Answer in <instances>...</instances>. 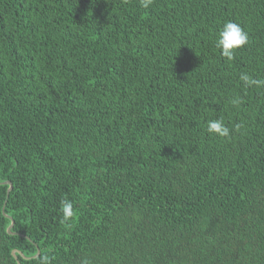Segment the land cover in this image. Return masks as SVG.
Listing matches in <instances>:
<instances>
[{"label": "trees", "instance_id": "obj_1", "mask_svg": "<svg viewBox=\"0 0 264 264\" xmlns=\"http://www.w3.org/2000/svg\"><path fill=\"white\" fill-rule=\"evenodd\" d=\"M227 21L249 36L230 61ZM245 74L264 80V0H0V264H264Z\"/></svg>", "mask_w": 264, "mask_h": 264}, {"label": "clouds", "instance_id": "obj_2", "mask_svg": "<svg viewBox=\"0 0 264 264\" xmlns=\"http://www.w3.org/2000/svg\"><path fill=\"white\" fill-rule=\"evenodd\" d=\"M153 3V0H140L141 7L148 8ZM249 42L248 33L237 22L227 21L224 23L222 30L216 40V46L220 49L221 55L227 60H232L236 51L243 48ZM240 79L244 82L245 86L264 87V80L252 79L247 74L242 75ZM233 104H238V100H233ZM239 127V125H237ZM207 131L210 134L219 137H228L230 129L225 125L222 119H214L208 121ZM61 211L65 220L69 219L72 215V204L65 202L62 204ZM47 258H45L46 261Z\"/></svg>", "mask_w": 264, "mask_h": 264}, {"label": "water", "instance_id": "obj_3", "mask_svg": "<svg viewBox=\"0 0 264 264\" xmlns=\"http://www.w3.org/2000/svg\"><path fill=\"white\" fill-rule=\"evenodd\" d=\"M7 184H9L11 187H10V190H9V193L12 191V189H13V184L12 183H7ZM14 222H13V224H12V226L9 228V233L10 234H13V231H12V229H13V227H14ZM13 254H14V256H15V258L16 259H18V254H21V252L20 251H18V250H15L14 252H13ZM39 254V253H38ZM26 259H27V257H26ZM29 259V258H28ZM19 264H20V262H19Z\"/></svg>", "mask_w": 264, "mask_h": 264}]
</instances>
